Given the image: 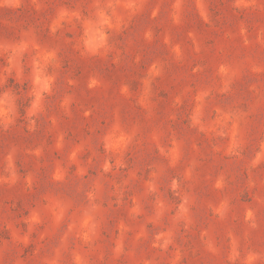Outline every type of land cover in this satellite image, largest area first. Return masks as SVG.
<instances>
[{"label":"rangeland","instance_id":"1","mask_svg":"<svg viewBox=\"0 0 264 264\" xmlns=\"http://www.w3.org/2000/svg\"><path fill=\"white\" fill-rule=\"evenodd\" d=\"M0 264H264V0H0Z\"/></svg>","mask_w":264,"mask_h":264}]
</instances>
